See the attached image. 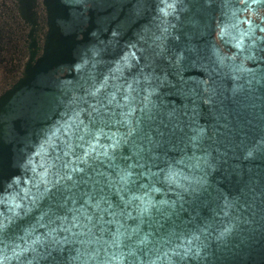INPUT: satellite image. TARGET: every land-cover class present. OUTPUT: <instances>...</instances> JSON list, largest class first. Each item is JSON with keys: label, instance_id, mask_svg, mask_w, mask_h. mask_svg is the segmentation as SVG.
<instances>
[{"label": "water", "instance_id": "obj_1", "mask_svg": "<svg viewBox=\"0 0 264 264\" xmlns=\"http://www.w3.org/2000/svg\"><path fill=\"white\" fill-rule=\"evenodd\" d=\"M42 5L43 44L33 40L22 78L0 96V216L13 219L0 238V264H264V50L259 40H246L236 4L43 0ZM30 7L24 0L25 19ZM112 95L116 99L109 105ZM145 96L155 119L128 135L121 113L134 108L129 119L141 120ZM74 110L88 125L83 140L80 132L69 139L61 127ZM49 136L54 143H46ZM110 137L119 140L116 147H110ZM85 151L84 171L73 173L77 188L65 191L62 181L32 203L45 168L49 179L71 171ZM198 159L201 167L194 168ZM169 167L172 181L165 180ZM126 171L133 175L124 185L120 177ZM190 175L206 182L180 198L178 185H186ZM94 181L113 203L119 224L104 225L110 231L103 233L94 230L92 238L73 237L61 230L71 227L74 207L63 197L75 194L83 203L79 193ZM137 197L152 202L150 214L141 213ZM103 218L114 219L107 213ZM53 228L54 239L47 236ZM117 228L118 247L111 244ZM66 235L69 242L63 241Z\"/></svg>", "mask_w": 264, "mask_h": 264}, {"label": "snow or ice", "instance_id": "obj_2", "mask_svg": "<svg viewBox=\"0 0 264 264\" xmlns=\"http://www.w3.org/2000/svg\"><path fill=\"white\" fill-rule=\"evenodd\" d=\"M222 59H221V63H222ZM241 70L242 66H241ZM262 79H264V77H262ZM103 86V85H102ZM101 86V87H102ZM129 89H131V85H129ZM100 91V88H96V90L92 93L93 96L96 95V93H98ZM237 91V89H233V92L235 93ZM115 95H112L111 98L108 99V104H112V102L115 100ZM125 100L129 99L128 95L124 96ZM144 100V104L143 107L141 108V112H142V118L141 120H137L135 122V124H133V122L129 119V117L131 116L132 112L135 111L134 108H129V111L127 113L122 112L121 115L122 117H124L122 123H124L125 125L128 126L129 131H128V135H131L133 132L137 131L140 127V124L142 121H152L155 119L154 115H153V111L152 108L149 107V101H148V96H145L143 98ZM100 107H104L103 104L100 105ZM93 111H98V109H93ZM61 127H63L64 129V135L66 137H68L69 139H71V136L74 132H80L81 135H79L77 138L80 140L84 139V133L88 132V125L84 123L83 119H80V112L78 111H73V114L68 118V121L65 122L64 125H62ZM56 131L58 132L59 129H56ZM200 133L201 135L204 134V130L200 129ZM53 136L56 135V132H53L52 134ZM97 135H99V133H97ZM115 134H113L114 136ZM110 139H113V143L110 145V147H116L119 144V140L114 139L113 137H110ZM46 143H54L52 141V136L48 137V140L46 141ZM149 143H153L152 138L149 137ZM156 143H159V141H156ZM43 147V145L41 146ZM69 148H71V144L68 145ZM65 155H68L67 152L64 153ZM89 155L88 151H85L83 154V157L79 158V162L76 163L74 166L71 167V171H66L63 174H60L59 172L53 173L52 174V178L49 179V173H48V169L45 168L44 171L42 173H40V179L37 182V189H38V196L36 194H34L31 197V201L32 203H35V201L37 200V198L39 199H43L45 196H47L54 187L57 186H61V182L64 181L65 182V186H64V190L68 191L71 193V189L72 188H77V182L73 181V173H77V172H83L84 169L80 167V163H87V157ZM104 155H107V152L105 151ZM59 158V157H57ZM204 161V163H207V153L205 154L204 157L200 158ZM200 159L197 160V163L195 165H193L194 168H200L201 167V163H200ZM63 167L65 169L69 168V163H65L63 165ZM35 170V169H34ZM133 173L130 171H126L124 173V175H121L120 180L122 182V184L127 185L128 183L131 182V177H132ZM175 173L173 171V169L171 167L168 168L166 174H165V180L167 181H172L173 177H174ZM185 180H187V184H180L178 185V187H180L183 191L178 192L177 196L180 198H183V194H191L194 195L198 190H201L205 184V177L204 176H197V175H190L189 177H185ZM67 181H72V185L71 187H67ZM85 184L88 183V181H84ZM43 184L45 187L43 188V191H39V185ZM100 184V181H94L92 188L91 189H85L80 191V196L83 197V203H79L78 199L75 198V194H72L70 196H64L63 200L64 203L67 204L69 200H71V203L73 204V208L69 209L70 212L73 213L72 215V222H71V227L70 228H63L61 227L62 231L65 232H70L71 236L75 237V236H86V237H95V231L94 230H98L101 233L105 232V231H110L109 229L105 228L104 225L108 224V223H117L119 224V220H116L115 217L118 215L117 211L114 210V205L111 201H109L104 195H103V191L104 188L100 187L99 190H97L96 185ZM154 191H159V189H153ZM123 199V197L121 196V200ZM137 199H141L139 197H137ZM160 203H167V201H160ZM79 204L78 207H76V205ZM141 204L143 205V207H141V213L142 214H150L152 207H154V205L152 204L151 201H143L141 199ZM101 205H105V207H101ZM116 208H118L119 206L116 205ZM21 205L20 204H16L15 205V209H20ZM99 213V215H97ZM107 213L108 215L112 216L114 219L112 221H105L103 218V214ZM119 214H123L122 212H120ZM14 215H18L17 212H14ZM130 215V214H129ZM65 219H67V217H65ZM13 223V219L12 218H8V217H2L0 216V238L4 237L8 231V229L10 228V226ZM122 227V225H121ZM76 228L79 229V232H72V229ZM56 232V229H50V231L48 232L47 236L48 237H52L54 239L53 234ZM119 228H117L116 233H112L113 239L111 240V244L115 245V246H119L120 244V239H119ZM71 239L70 236H64L63 237V241L64 242H69ZM100 239H102L101 237L96 238V241L98 242ZM35 242H39V238L37 239V241ZM82 243H84L85 241H81ZM87 242H92L91 239H89V241ZM57 243H59V241H57ZM3 245V239H0V246ZM0 255H2V251H0Z\"/></svg>", "mask_w": 264, "mask_h": 264}, {"label": "flooded vegetation", "instance_id": "obj_3", "mask_svg": "<svg viewBox=\"0 0 264 264\" xmlns=\"http://www.w3.org/2000/svg\"><path fill=\"white\" fill-rule=\"evenodd\" d=\"M23 2L0 0V96L22 78L31 43L35 40L38 46H42L46 32L43 0H34V7H30L33 0H26L30 7L26 19L21 12ZM232 2L240 12L241 29L246 40L250 36L259 40L264 50V0Z\"/></svg>", "mask_w": 264, "mask_h": 264}]
</instances>
